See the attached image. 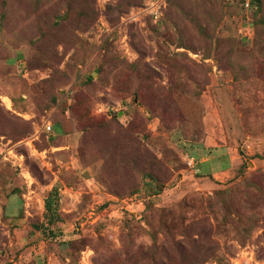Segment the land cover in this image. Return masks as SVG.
<instances>
[{
  "label": "rangeland",
  "instance_id": "obj_1",
  "mask_svg": "<svg viewBox=\"0 0 264 264\" xmlns=\"http://www.w3.org/2000/svg\"><path fill=\"white\" fill-rule=\"evenodd\" d=\"M0 264H264V0H0Z\"/></svg>",
  "mask_w": 264,
  "mask_h": 264
},
{
  "label": "trees",
  "instance_id": "obj_2",
  "mask_svg": "<svg viewBox=\"0 0 264 264\" xmlns=\"http://www.w3.org/2000/svg\"><path fill=\"white\" fill-rule=\"evenodd\" d=\"M57 201H58V192L56 190L51 193V197L49 198V202H48V208L53 214H56L58 210Z\"/></svg>",
  "mask_w": 264,
  "mask_h": 264
},
{
  "label": "built area",
  "instance_id": "obj_3",
  "mask_svg": "<svg viewBox=\"0 0 264 264\" xmlns=\"http://www.w3.org/2000/svg\"><path fill=\"white\" fill-rule=\"evenodd\" d=\"M246 7L249 8V3L246 4ZM51 127H48V129H50Z\"/></svg>",
  "mask_w": 264,
  "mask_h": 264
}]
</instances>
